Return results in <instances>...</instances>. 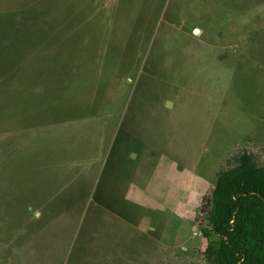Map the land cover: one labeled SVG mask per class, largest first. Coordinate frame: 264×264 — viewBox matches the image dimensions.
Instances as JSON below:
<instances>
[{
	"label": "rangeland",
	"instance_id": "374dc122",
	"mask_svg": "<svg viewBox=\"0 0 264 264\" xmlns=\"http://www.w3.org/2000/svg\"><path fill=\"white\" fill-rule=\"evenodd\" d=\"M243 155L264 0H0V264H211Z\"/></svg>",
	"mask_w": 264,
	"mask_h": 264
},
{
	"label": "trees",
	"instance_id": "16d2710c",
	"mask_svg": "<svg viewBox=\"0 0 264 264\" xmlns=\"http://www.w3.org/2000/svg\"><path fill=\"white\" fill-rule=\"evenodd\" d=\"M208 202L202 213L219 238L207 250L211 264H264V168L241 156L218 175Z\"/></svg>",
	"mask_w": 264,
	"mask_h": 264
},
{
	"label": "water",
	"instance_id": "95a60500",
	"mask_svg": "<svg viewBox=\"0 0 264 264\" xmlns=\"http://www.w3.org/2000/svg\"><path fill=\"white\" fill-rule=\"evenodd\" d=\"M195 34H196V35L200 34V30H199V29H196V30H195Z\"/></svg>",
	"mask_w": 264,
	"mask_h": 264
}]
</instances>
